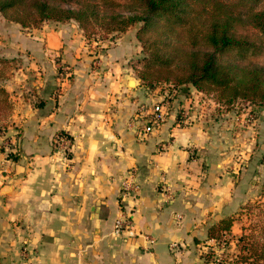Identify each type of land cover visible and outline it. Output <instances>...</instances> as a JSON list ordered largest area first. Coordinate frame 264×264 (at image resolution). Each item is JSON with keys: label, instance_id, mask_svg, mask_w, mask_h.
<instances>
[{"label": "crops", "instance_id": "0c3cea01", "mask_svg": "<svg viewBox=\"0 0 264 264\" xmlns=\"http://www.w3.org/2000/svg\"><path fill=\"white\" fill-rule=\"evenodd\" d=\"M2 18L0 54L26 61L6 80L14 101L6 134L20 127L22 143L16 159L14 147L0 149V264H212L210 226L239 216L252 197L242 180L259 177L263 108L218 105L193 84L145 86L134 76L137 25L97 52L76 20L25 27ZM164 99L170 114L140 139L131 122L139 105ZM184 111L189 123L179 120ZM61 133L72 140L69 160L56 150ZM130 169L141 183L126 200L136 234L115 230Z\"/></svg>", "mask_w": 264, "mask_h": 264}, {"label": "trees", "instance_id": "16d2710c", "mask_svg": "<svg viewBox=\"0 0 264 264\" xmlns=\"http://www.w3.org/2000/svg\"><path fill=\"white\" fill-rule=\"evenodd\" d=\"M0 12L25 27H39L49 20H76L90 48L97 52L140 22L136 35L144 55L138 59L142 64L139 77L145 86L191 83L202 91L216 90L215 99L222 103L241 98L264 102V61L239 62L264 58V0H0ZM15 60L0 55V122H6L14 109L6 80ZM66 66L67 70L58 68L63 77L70 78L71 67ZM35 102L42 104L40 97ZM0 128L7 130L2 123ZM13 136L17 141L9 156L16 159L22 129L17 126ZM233 221L229 215L213 223L210 237L231 230ZM246 238L242 234L239 240ZM257 240L243 245L240 264H264V239Z\"/></svg>", "mask_w": 264, "mask_h": 264}, {"label": "rangeland", "instance_id": "374dc122", "mask_svg": "<svg viewBox=\"0 0 264 264\" xmlns=\"http://www.w3.org/2000/svg\"><path fill=\"white\" fill-rule=\"evenodd\" d=\"M2 16L3 15L0 12V21L3 19ZM134 25H137L139 27L140 22H137ZM97 36L101 37V39L105 38V37H102V35L99 33ZM141 46H142V44H141ZM1 47H2V45H0V48ZM143 55H144V52H143V46H142V53L136 60V73L134 76L137 79L140 78L139 77V69L141 68V65H142L138 59L143 57ZM2 56H5V55H2ZM14 59H16L15 62H12L9 66L10 67L9 68V74H10L9 76H12V74L15 72L14 71L15 67L17 65H19L20 62H22L23 60L26 61L25 56L21 55V54L15 55ZM257 61L262 62V61H264V58L253 57V58L246 59V60H240L239 62L242 65H246V64H253ZM135 77H133V79H135ZM190 84L191 83H185V84H181V85L174 84L173 87H177V88L187 87L186 89L188 91ZM131 85H133V84H131ZM204 92L212 95L213 97H217V95H218V92L216 90L209 91V92L204 91ZM241 100L244 102L250 101L252 103V104H250V103L245 104L246 107H249V104H250V106L254 107V109L256 111L259 112V110H261L262 108L264 111V102L245 100L243 98H241ZM224 104L226 107L234 108L233 103H231V104L224 103ZM252 112H253V109H252ZM0 123H2L4 127L7 126L5 121H1ZM0 130H1V128H0ZM262 136H263V139L261 140V142H264V134ZM259 146L257 148L258 153H256V156H255L256 161H258V165L257 166L255 165V167L258 171L259 177L256 178L255 181H253V180L247 181L246 179L242 180V183H243V185H245V187H247V186H248V188L251 187L252 197H250L246 201V203L244 205H242V207L244 209L238 211V212H240V215H239L240 218H239V216H237V214H236L237 212L234 213V220H236L238 218L239 219L236 221V223H235V221H233L231 230L224 231L220 235V237L215 238V243H216L215 249L210 248L208 250V252L204 253V256L206 258L205 261H207V262L213 261L214 263H212V264H240L241 253H243V248H242L243 245L249 244L253 238L258 239L257 242L258 241L262 242L264 239V145L263 146L261 145L260 147ZM259 159H260V161H259ZM235 224H236V226L234 227V229H236V230L234 232L232 229H233V225H235ZM242 234H246L248 236V238L244 239V242L239 240V237ZM222 240L224 242L222 244L223 246L221 247V241ZM245 251H247V250H245Z\"/></svg>", "mask_w": 264, "mask_h": 264}, {"label": "built area", "instance_id": "2783aa9c", "mask_svg": "<svg viewBox=\"0 0 264 264\" xmlns=\"http://www.w3.org/2000/svg\"><path fill=\"white\" fill-rule=\"evenodd\" d=\"M57 65L61 66L63 69L67 70L66 64L62 63V61L57 60ZM65 78L66 75L64 76ZM218 105H222L220 101H217ZM242 102L241 99L237 100L235 104H240ZM250 102V101H248ZM170 114V101L168 99L162 100V102L158 105H153L151 107H144L143 105H139V109L134 114L132 122V126L135 128L141 125L142 127L136 129L137 135L140 139H145L150 135V133L158 128L162 122H164L167 116ZM189 115L184 111L182 121L185 123H189ZM151 121V125L145 124V122ZM181 121V122H182ZM16 132V131H15ZM14 132V133H15ZM17 141L15 136H11L6 134L5 130H0V149L1 145H5L7 147L12 146ZM12 147L15 148V145ZM72 147V140L70 137L65 134H61L57 138L56 150L62 155L63 158L69 160L70 152ZM141 192V183L137 177V172L135 169H130L126 173V175L122 179L121 183V193H120V202L122 203V207L120 210V214L117 216L115 221V230L120 231L124 229H128L132 233H137L134 228V209L129 206V203H126V200L130 197L132 199H136ZM149 241L153 242L154 239L151 236L145 234ZM223 240L221 241V247L223 246ZM171 248L174 250H178L180 244L177 241H173L170 244ZM220 247V246H219ZM220 247V248H221ZM214 263V262H212Z\"/></svg>", "mask_w": 264, "mask_h": 264}, {"label": "water", "instance_id": "95a60500", "mask_svg": "<svg viewBox=\"0 0 264 264\" xmlns=\"http://www.w3.org/2000/svg\"><path fill=\"white\" fill-rule=\"evenodd\" d=\"M135 82H136V80H135V79H131V81H130V83H131V84H133V85H135V84H136Z\"/></svg>", "mask_w": 264, "mask_h": 264}]
</instances>
